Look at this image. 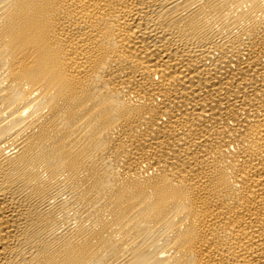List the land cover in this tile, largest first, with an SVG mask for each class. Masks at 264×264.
Segmentation results:
<instances>
[{
  "label": "bare ground",
  "instance_id": "bare-ground-1",
  "mask_svg": "<svg viewBox=\"0 0 264 264\" xmlns=\"http://www.w3.org/2000/svg\"><path fill=\"white\" fill-rule=\"evenodd\" d=\"M0 264H264V0H0Z\"/></svg>",
  "mask_w": 264,
  "mask_h": 264
}]
</instances>
